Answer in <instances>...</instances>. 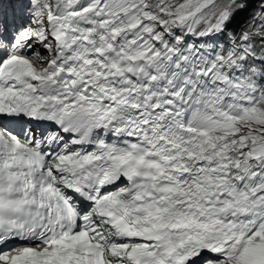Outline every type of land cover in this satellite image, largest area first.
Wrapping results in <instances>:
<instances>
[{
    "label": "snow or ice",
    "instance_id": "snow-or-ice-1",
    "mask_svg": "<svg viewBox=\"0 0 264 264\" xmlns=\"http://www.w3.org/2000/svg\"><path fill=\"white\" fill-rule=\"evenodd\" d=\"M0 0V264H264V0Z\"/></svg>",
    "mask_w": 264,
    "mask_h": 264
},
{
    "label": "trees",
    "instance_id": "trees-1",
    "mask_svg": "<svg viewBox=\"0 0 264 264\" xmlns=\"http://www.w3.org/2000/svg\"><path fill=\"white\" fill-rule=\"evenodd\" d=\"M255 6V2L254 0H249V8L241 13H239L235 20L233 21V24L230 25L229 27H235L237 25V23L242 22L248 15V12L251 11V9Z\"/></svg>",
    "mask_w": 264,
    "mask_h": 264
}]
</instances>
